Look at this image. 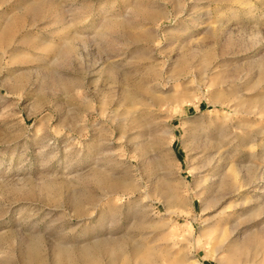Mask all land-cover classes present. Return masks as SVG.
<instances>
[{
    "label": "rangeland",
    "instance_id": "rangeland-1",
    "mask_svg": "<svg viewBox=\"0 0 264 264\" xmlns=\"http://www.w3.org/2000/svg\"><path fill=\"white\" fill-rule=\"evenodd\" d=\"M0 264H264V0H0Z\"/></svg>",
    "mask_w": 264,
    "mask_h": 264
},
{
    "label": "bare ground",
    "instance_id": "bare-ground-1",
    "mask_svg": "<svg viewBox=\"0 0 264 264\" xmlns=\"http://www.w3.org/2000/svg\"><path fill=\"white\" fill-rule=\"evenodd\" d=\"M111 180V179H110ZM127 187V186H126ZM125 187V188H126ZM77 198V197H76ZM32 237V236H31ZM37 238H38V236H37ZM36 239V238H35ZM115 239V238H114ZM120 239V238H119ZM121 240V239H120ZM119 240V241H120ZM125 240V239H124ZM117 241V240H116ZM109 242V241H108ZM100 244H102V242H99ZM127 243V242H126ZM106 244H107V242H106ZM109 244H112V243H109ZM109 244H107V247L108 246H111V245H109ZM33 246H34V244H32ZM113 245V244H112ZM99 246V245H98ZM102 246V245H101ZM123 246V245H122ZM136 246V245H135ZM34 247H36V246H34ZM85 247V246H84ZM65 248H67V246L66 245H64V244H61L60 246H59V251H61V252H63L64 251V249ZM101 248V247H100ZM112 248H113V246H112ZM117 248V247H116ZM119 248V247H118ZM70 250H71V248H69ZM80 249V248H79ZM84 249H87V248H84ZM97 249V248H96ZM81 250V249H80ZM107 250V249H106ZM113 251L115 252V250L113 249ZM84 256V255H83ZM9 260V259H8ZM64 260V259H63ZM88 260V259H87ZM5 261V260H4ZM3 261V262H4ZM62 262V261H61ZM89 262V261H88Z\"/></svg>",
    "mask_w": 264,
    "mask_h": 264
}]
</instances>
